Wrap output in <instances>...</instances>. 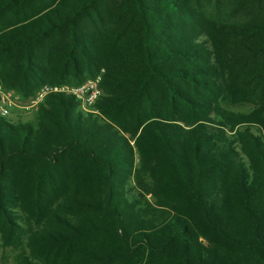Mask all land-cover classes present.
<instances>
[{
    "label": "trees",
    "instance_id": "16d2710c",
    "mask_svg": "<svg viewBox=\"0 0 264 264\" xmlns=\"http://www.w3.org/2000/svg\"><path fill=\"white\" fill-rule=\"evenodd\" d=\"M100 69L0 116L11 264H264V0H0L13 96Z\"/></svg>",
    "mask_w": 264,
    "mask_h": 264
},
{
    "label": "built area",
    "instance_id": "2783aa9c",
    "mask_svg": "<svg viewBox=\"0 0 264 264\" xmlns=\"http://www.w3.org/2000/svg\"><path fill=\"white\" fill-rule=\"evenodd\" d=\"M99 70L93 77L86 79L79 85L68 86V85H42L35 94L25 101H28L30 105H36L38 101L48 92H67L74 96L79 101V105L82 109L87 110L91 107L96 97L100 94L98 81L100 79ZM21 102L16 96H13L8 90L3 88L0 83V116L8 117L12 106L16 103Z\"/></svg>",
    "mask_w": 264,
    "mask_h": 264
},
{
    "label": "rangeland",
    "instance_id": "374dc122",
    "mask_svg": "<svg viewBox=\"0 0 264 264\" xmlns=\"http://www.w3.org/2000/svg\"><path fill=\"white\" fill-rule=\"evenodd\" d=\"M235 110H244L247 106H234ZM35 111V105H30L28 101H21L12 106L8 115L11 119H29ZM13 250L11 248H0V264H11Z\"/></svg>",
    "mask_w": 264,
    "mask_h": 264
}]
</instances>
